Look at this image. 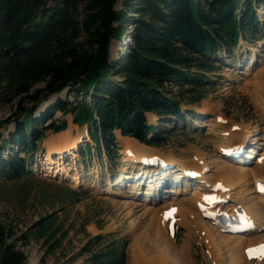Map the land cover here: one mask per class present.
<instances>
[{
  "label": "trees",
  "instance_id": "16d2710c",
  "mask_svg": "<svg viewBox=\"0 0 264 264\" xmlns=\"http://www.w3.org/2000/svg\"><path fill=\"white\" fill-rule=\"evenodd\" d=\"M116 1L55 0L49 6L48 0H0V95H6L5 101L21 97L33 102L20 109L22 119L10 135L26 150L34 151L46 129L66 128V121L37 127L55 110L73 113L74 123L88 124L98 152L109 158L119 150L115 129L144 144L160 145L166 128L149 123L146 113L157 115L160 124L185 119L179 95L168 93V85L182 88L183 97L188 91L198 99V90L210 83L205 75L216 68L219 51L231 52L241 37L264 34L254 10L264 0H125L122 10L115 8ZM133 11L138 17H130ZM126 25L132 30L128 48L111 59L110 40L121 39ZM41 81L44 89L33 92ZM68 86L75 104L60 101L33 117L36 104ZM26 160L17 154L3 159L0 173L19 178L26 173ZM48 218L35 223L41 233L49 230L43 224ZM12 234L0 228V264H25L24 252L5 240ZM92 237L81 249V255L90 252L82 264H126L124 242L111 240L97 251L92 248L103 237Z\"/></svg>",
  "mask_w": 264,
  "mask_h": 264
},
{
  "label": "rangeland",
  "instance_id": "374dc122",
  "mask_svg": "<svg viewBox=\"0 0 264 264\" xmlns=\"http://www.w3.org/2000/svg\"><path fill=\"white\" fill-rule=\"evenodd\" d=\"M54 1L48 0L47 5L51 6ZM123 1L125 0L116 1L115 8L117 10L125 8ZM254 10L257 11L260 24L264 27V6L260 8L256 6ZM136 13L133 11L129 15L138 17ZM125 28V35L121 39L110 40L111 59L117 58L119 53L125 52L128 48L132 30L130 25H126ZM219 52V58L214 62L216 68L205 75L210 83L202 89H196L198 90L197 94L201 95L198 99L193 98L188 91L183 97L180 94L183 93L182 88L168 85V89L172 91L168 93L179 95L181 109L186 114L185 119L181 118L178 123L174 124L173 121L160 124L161 119L156 117L157 115L152 112L146 113L149 123L166 128V132L162 136L164 137L163 142L160 145L143 144L133 137L122 135L119 129H115L113 131L114 141L119 146V150L113 159L109 158L104 151L101 154L98 153L95 146L97 144L87 133L86 124L74 123L72 121L73 113L61 110H55L51 119L46 123L40 121L37 127L43 130L50 122L59 124L66 121L65 130L54 132L46 129L45 137L35 141V152L23 151L27 149L26 145L19 141H13L10 135L16 130L17 122L22 119L20 109L33 105V102L32 100H23L24 98L21 97L5 101L1 99H6V95H0V160L10 158L16 153L25 156L26 159L33 156V160L29 162L30 170L19 178L5 177L0 173V228L5 229L7 233L12 231V236L5 240L12 242L17 249L24 252L26 255L25 264H64L72 257L76 259L74 264H82L90 252L81 255V249L89 245L92 236L98 234H101L103 238L93 246L92 250H101L111 240L124 242L126 264H140L144 256H147V260L158 257L164 259L169 253L165 248L172 246H175L171 249L175 253L173 256L177 257L174 259H178L177 264H210L202 248L204 244L198 243L199 237L196 233L186 236L185 232L188 231V228L185 225L181 224L175 227V239L171 238V241L168 242L163 226L160 225V228L165 233H154L155 225L151 222L152 214L150 215L148 211L144 212L142 209L133 208L130 211L128 207L122 206L120 201L126 198L123 196L129 187L138 188L135 192L141 194L136 197L141 201L147 198L149 202L156 200L161 203L167 198V195L171 194V190H182L185 185L192 190L195 185L189 183L188 187V182L185 183L181 179L182 177L179 179L177 173L179 169L174 164L171 169L164 168V170L151 175L149 172L155 171V169L144 170L141 167L140 170H137V166L140 165L133 162V158L126 157L124 153V148L129 146V143L134 142L132 144L139 148L142 146L146 151L159 153L169 158L186 161L191 159L194 153H198L197 155L207 159L208 156L214 158L217 153L216 145L220 142L216 135L208 132V122L213 118V114L220 112L227 121L236 122L237 125L234 124L236 126L248 125L253 128L259 124L262 127L261 113H259L260 110L253 101L252 95H264V89L260 90L257 87L264 84V34L261 38L253 36L248 40L241 37L234 50ZM44 87V81L37 82L32 91L43 90ZM74 93L68 86L60 93L48 95L36 104L33 117H40L42 113L49 112V108L54 107L60 101L65 102L67 106L70 103L75 104L76 95ZM81 95L79 96L81 97ZM87 100L90 101V97H87ZM6 139L9 143L3 144ZM62 140H69L68 142L76 140V142L70 151L67 147H63L62 152L53 153L55 154L54 159L51 157V160L56 164L60 163L66 166L67 171L56 167L49 169L48 164L43 161L48 155V148ZM246 143L243 146L247 147L244 152H241L244 153L241 154L243 157L240 155L233 159H244L251 147H254L249 139ZM27 144L29 145L30 142ZM82 144L84 152L76 151L77 146L79 148ZM88 144H90L89 148ZM258 151H260V147H257L255 153L251 152L253 156L249 161V166L254 165ZM66 155H68V159L63 160L61 157ZM124 158L127 159L126 162L123 161ZM165 162L172 163L168 160ZM128 165L133 168H129ZM135 166L136 168H134ZM51 170L52 172H50ZM133 170L138 175L133 174ZM132 175L137 177L136 182H133L134 185L127 181L120 183L123 177L130 178ZM151 176L153 179L156 176L164 177L170 181L160 185L158 194H155L158 185H155L156 183L153 181L154 186H152L153 184L148 185ZM142 182H146L147 187L139 188L143 184ZM108 186L112 191L106 194L104 190ZM49 215L51 218L43 222V224L50 225L47 224L49 230L41 233L37 230L38 226H35V223ZM152 225L153 228H151ZM150 228L152 230H149ZM150 231L156 236L150 235ZM192 231L194 233V229ZM148 235L155 238L153 239L155 242L150 240L149 244L148 242L145 244L144 238ZM157 238H159L158 241ZM183 241H187L186 243L189 244L190 253L180 252L179 249H181ZM151 242L157 246L150 245ZM133 245L138 248L136 252L142 256L139 254H137L138 257L132 256L131 247ZM170 254L169 257L172 256ZM182 256L185 260L182 259ZM179 259L182 260L179 261ZM227 263L228 261L224 259L223 264Z\"/></svg>",
  "mask_w": 264,
  "mask_h": 264
},
{
  "label": "bare ground",
  "instance_id": "6f19581e",
  "mask_svg": "<svg viewBox=\"0 0 264 264\" xmlns=\"http://www.w3.org/2000/svg\"><path fill=\"white\" fill-rule=\"evenodd\" d=\"M257 87L263 90L264 84ZM252 96L253 101L260 110L259 113H261L262 127L259 124L253 126V128L248 127V125H244L243 127L242 125L236 126V122L232 120L227 121L220 112L213 114V118L208 122V132L216 135L217 139L219 138L218 141H220L216 145L217 153H215L214 158H212L213 156H208L207 160L197 155L198 153H194V156L186 161L180 160L179 158H169L159 153L146 151L142 146L139 148L135 144H132L134 142L129 143L130 145L124 148L126 157L133 158V162H137L140 167H142L144 160L154 156L164 161H171L172 163L166 165L174 164L178 167L179 170L177 173L179 179L180 177H185L186 180H191L192 183L187 181L188 187L189 183L195 185L192 190L187 188L186 185L182 190H171V194L161 203L156 200H150L149 202L147 198L141 201V199L137 198L140 194H136L135 192L138 188L129 187L127 193L123 196L126 198L120 201L121 205L128 207L130 211H132L133 208L138 210L142 209L144 212L148 211L150 215L152 214L151 222L154 223L155 228H153V225L151 228L154 229L155 234H158L163 232L160 225L161 227L163 226L166 230V233H163H165V235L167 234L166 238L168 242L169 240L171 241V238L175 239V236L169 233L172 229L168 228V220L173 219L172 221L175 222V227L181 224L185 225L188 228V231L185 232L187 233L186 236L196 233L199 237L198 243L201 245L204 244L202 248L205 252H203L210 264H223L224 259L228 261L227 264H264V257L250 256L248 252V249L256 248L260 243H264V195L257 193L258 182H264V95ZM226 122L228 123L227 125L225 124ZM248 139L254 147H251L244 159L232 160L236 157L229 154H220L228 150L231 151V148H234L235 144L244 145ZM68 141L69 140H62L53 146H49L48 155L45 160H43L45 164H48L49 169L56 167L57 169H62V171H67L66 166L60 163L56 164L51 160L50 155L62 152L63 147H67L68 151H70L75 145L76 140ZM257 147L262 149L258 151V157L255 159L254 165L249 166V161L253 156L251 152L255 153ZM123 161L126 162L127 159L124 158ZM142 169L145 170L146 168L143 166ZM161 170H164V168H161ZM50 172H52V170ZM164 179V177L156 176L153 179L151 176L148 185L153 184L152 181L156 183L155 185H159ZM111 191L112 189L108 186L104 190V193L108 194ZM205 197H213L214 199H205ZM169 210H174L171 216L166 215ZM236 211H240L241 215H244L246 220L252 222L251 227L248 228L245 233H230L223 231L222 227H220L215 220L208 219L206 216L207 212L212 214L229 212L234 215ZM140 213H142V211H140ZM151 228L149 230H152ZM192 229H194V233ZM155 234L151 232L150 235L155 237ZM163 237L164 236H162V238ZM191 237L193 238V236ZM153 239L155 238L149 235L146 236L144 238L145 244ZM158 239L159 238H157V241ZM186 242L187 241H183L180 247L181 249H179L182 253H190L188 249L189 244ZM150 245L157 246V244L152 242ZM172 247L175 248V246ZM131 248L132 256L136 255L138 257L137 254L139 253L136 252L138 248L134 247V245ZM171 248H165L166 252H169L168 255L171 253V257L167 255L164 259L158 257L157 259L148 258L150 260H147V256H144L140 264H173V262L177 264L178 259H174L177 257L173 256L175 253ZM182 253L181 255L184 256ZM183 256L182 259L184 258ZM181 260L179 259V261Z\"/></svg>",
  "mask_w": 264,
  "mask_h": 264
},
{
  "label": "snow or ice",
  "instance_id": "6c2138e0",
  "mask_svg": "<svg viewBox=\"0 0 264 264\" xmlns=\"http://www.w3.org/2000/svg\"><path fill=\"white\" fill-rule=\"evenodd\" d=\"M261 191H264V185L261 186ZM205 199H214L213 197H205ZM174 211V210H173ZM170 214V213H168ZM166 214V215H168ZM250 256L264 257V245H260L256 248L248 249Z\"/></svg>",
  "mask_w": 264,
  "mask_h": 264
}]
</instances>
